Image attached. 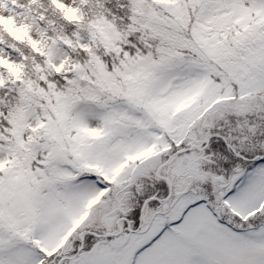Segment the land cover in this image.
Here are the masks:
<instances>
[{"label": "snow or ice", "instance_id": "1", "mask_svg": "<svg viewBox=\"0 0 264 264\" xmlns=\"http://www.w3.org/2000/svg\"><path fill=\"white\" fill-rule=\"evenodd\" d=\"M0 264H264V0H0Z\"/></svg>", "mask_w": 264, "mask_h": 264}]
</instances>
